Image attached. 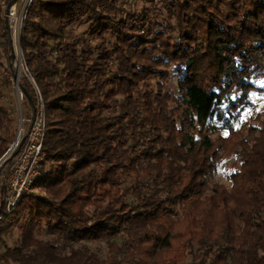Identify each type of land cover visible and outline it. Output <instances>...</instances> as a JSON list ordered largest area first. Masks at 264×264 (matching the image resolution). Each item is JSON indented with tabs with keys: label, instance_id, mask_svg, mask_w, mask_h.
<instances>
[{
	"label": "trees",
	"instance_id": "obj_1",
	"mask_svg": "<svg viewBox=\"0 0 264 264\" xmlns=\"http://www.w3.org/2000/svg\"><path fill=\"white\" fill-rule=\"evenodd\" d=\"M142 1L32 0L21 47L45 196L1 222L0 242L23 222L2 264H264V113L245 120L264 94V0ZM13 123L0 99V168ZM221 164L227 183L210 185ZM5 195L0 177V213Z\"/></svg>",
	"mask_w": 264,
	"mask_h": 264
},
{
	"label": "built area",
	"instance_id": "obj_2",
	"mask_svg": "<svg viewBox=\"0 0 264 264\" xmlns=\"http://www.w3.org/2000/svg\"><path fill=\"white\" fill-rule=\"evenodd\" d=\"M31 2L32 0H16L6 11L7 4L5 0H0L3 11L2 19L3 21L5 18L8 20L11 53L14 56L12 62L9 59V73L15 99L14 106L18 113V129L9 154L17 148L20 140L24 139L14 161L8 168L5 182L6 195L0 213V224L11 216L24 194L34 193L35 184L41 175L40 163L44 157L43 143L46 133V121L42 96L23 62L21 47L26 13ZM24 76L29 78L35 96L34 108L29 105V116L23 115L20 106V101H26L20 90V80ZM0 264L2 263L0 262Z\"/></svg>",
	"mask_w": 264,
	"mask_h": 264
},
{
	"label": "rangeland",
	"instance_id": "obj_3",
	"mask_svg": "<svg viewBox=\"0 0 264 264\" xmlns=\"http://www.w3.org/2000/svg\"><path fill=\"white\" fill-rule=\"evenodd\" d=\"M134 5L136 6L135 10H137L138 7L143 6L142 0H134ZM119 6H122V9L127 11L128 7L126 5H123V3H119ZM137 12H139L137 10ZM3 13V11H2ZM2 18V14H1ZM3 20V19H2ZM90 31V24H84L81 23L80 25L76 26L74 28V34L82 37V34H86ZM1 45V40H0ZM11 46V45H10ZM10 68H9V57L5 54L4 50L0 46V99L2 104L5 106V108L12 112L14 116V123L12 125L11 131L14 132V134L17 132L18 129V113L16 111V107L14 106V96L11 88V81H10ZM264 87V84L261 85ZM7 99V100H6ZM253 108L248 111V113L245 115V120L249 123H254V118L256 114L264 113V94L262 95H256L253 97ZM21 110L24 116H29V104H27L26 101H20ZM15 140V139H14ZM13 144V143H12ZM11 147V146H10ZM11 165V164H10ZM10 165L4 166L0 168V177L1 182L6 185V178L8 174V168ZM46 169L49 168V165H45ZM226 165L221 164L217 173L211 177L210 185L214 183H227L226 174H225ZM31 195L43 197L45 196L42 192H40L37 188H35L34 193ZM23 225V222L19 223L18 225H15L11 227V229L2 235L0 242V253L3 251V246H7L9 248H13L18 245L19 237L21 234V228L20 226ZM39 239L43 240H51L53 239L52 236L47 235L46 230H41L38 234ZM97 249L99 250L100 254L102 256H105L107 252V248L104 244H97Z\"/></svg>",
	"mask_w": 264,
	"mask_h": 264
},
{
	"label": "water",
	"instance_id": "obj_4",
	"mask_svg": "<svg viewBox=\"0 0 264 264\" xmlns=\"http://www.w3.org/2000/svg\"><path fill=\"white\" fill-rule=\"evenodd\" d=\"M15 1H16V0H14V2H15ZM14 2H13V3H14ZM13 3H9V4H7V6H6V11H7V9H8ZM4 26H5L6 30L8 31V30H9V26H8V20H7L6 18L4 19ZM9 59H10L11 62L13 61L14 56H13L12 53L9 55ZM20 90H21L22 94L24 95V97H25L26 101L28 102V104H29L32 108H34V105H33V102H32V100H31V98L29 97V95L26 93V91L24 90V88H23L21 85H20ZM23 140H24L23 138L20 140V143H19V145L17 146V148H16V150H15L13 156H16V155H17V153H18V151H19V148H20V146H21ZM11 149H12V146H11L10 149L6 152V154L3 156L2 161H4V160L9 156V152L11 151ZM0 163H1V160H0Z\"/></svg>",
	"mask_w": 264,
	"mask_h": 264
}]
</instances>
